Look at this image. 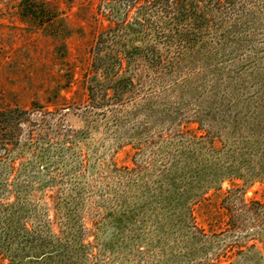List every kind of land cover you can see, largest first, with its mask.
<instances>
[{
    "label": "trees",
    "instance_id": "1",
    "mask_svg": "<svg viewBox=\"0 0 264 264\" xmlns=\"http://www.w3.org/2000/svg\"><path fill=\"white\" fill-rule=\"evenodd\" d=\"M98 2L109 24L97 35L82 81L88 114L116 116V125L121 115L147 118L130 135L133 166L112 163L98 173L104 186L100 197L114 209L112 241L102 254L99 244L89 241L93 230L48 217L52 209L83 206L81 191L69 200L63 191H52L59 175L55 167L45 165V182L38 177L44 168L36 170L53 144L50 116L57 119V140L71 145L61 112L71 99L57 95L47 99L54 111L34 102L28 109L0 112V264H221L223 259L264 264V199L247 201L235 187L222 200L224 221L216 215L206 230L194 215L208 190L242 178L231 153L216 147L219 136L207 124L226 109L237 69L246 68L249 79L259 64L260 50L251 38L264 29V0ZM23 3L30 18L43 23L57 18L46 0ZM74 82L68 81L67 93ZM24 135L30 161L19 150ZM152 213L155 228H139L138 217L147 214L149 221ZM145 238L149 256L142 259Z\"/></svg>",
    "mask_w": 264,
    "mask_h": 264
},
{
    "label": "rangeland",
    "instance_id": "2",
    "mask_svg": "<svg viewBox=\"0 0 264 264\" xmlns=\"http://www.w3.org/2000/svg\"><path fill=\"white\" fill-rule=\"evenodd\" d=\"M23 1L0 0V112L12 107L28 109L34 102L54 111L48 98L56 99L60 95L71 99L70 108L61 111L65 115L62 132L65 138H70L71 145L66 146L64 139L57 140V119L50 116L49 138L53 144L44 155L46 163L36 170L44 168L38 177L45 182L49 178L45 165L55 167L59 175L52 191H63L68 200L78 195L77 191L82 192L81 209H52L48 217L55 221L58 218L59 222L63 220V226L68 222L93 230L89 241H96L103 254L101 249L110 244L114 234V217H110L114 209H109L104 197H100L104 186L100 184L98 173L112 163L118 168L133 166L134 150L132 144H128L130 135L135 127L145 124L147 118L144 115L137 119L133 116L122 118L121 115V121L116 125V116L102 118V115L90 117L88 114L82 81L90 69L91 49L97 35L109 24L100 16L98 0H46L58 13L53 21L44 20L48 21L46 23L27 16ZM256 34L258 38L251 39L260 50L255 59L259 64L253 68L249 79H245L246 68L237 69L230 87L233 91L225 100L226 109L219 111L216 123L207 124V128L219 136L216 147L222 153H231L242 178L212 187L202 203L196 206L197 223L206 230L214 216H220L218 218L224 221L222 200L231 189L242 188L247 201L264 199V29ZM72 77L75 84L67 93L64 89ZM222 94L223 91L220 96ZM191 127L197 128V124ZM26 141L27 135H24L19 150L24 151L26 161H30L32 157L23 147ZM77 183L81 190H76ZM43 191L40 190V194ZM69 213H72L71 221L66 219ZM145 216L138 217L137 226L155 228V214L152 213L149 221H145ZM145 241L148 240L145 238ZM140 246V258L144 259L149 256V248L146 243ZM126 253L124 251V256ZM158 255V251L152 253L154 261ZM221 264L228 262L223 259Z\"/></svg>",
    "mask_w": 264,
    "mask_h": 264
}]
</instances>
